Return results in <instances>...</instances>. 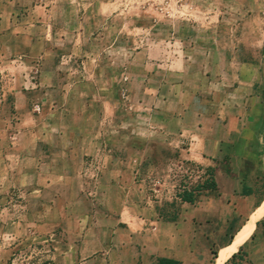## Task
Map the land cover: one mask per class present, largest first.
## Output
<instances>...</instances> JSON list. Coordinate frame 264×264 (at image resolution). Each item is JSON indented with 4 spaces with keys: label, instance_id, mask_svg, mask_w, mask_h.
<instances>
[{
    "label": "rangeland",
    "instance_id": "rangeland-1",
    "mask_svg": "<svg viewBox=\"0 0 264 264\" xmlns=\"http://www.w3.org/2000/svg\"><path fill=\"white\" fill-rule=\"evenodd\" d=\"M0 14L49 49L47 68L39 58L29 72L42 87L32 97L40 141L51 147L33 185L61 198L1 192L0 264H116L117 239H129L120 229L148 201L157 213L176 202L179 221L196 222L219 191L186 205L185 189L225 175L226 164L250 173L249 186L264 177V0H17ZM241 193L226 210L238 212L235 232L257 202ZM38 204L46 208L32 216ZM85 227L90 244L102 242L92 261L77 255ZM229 227L192 241L189 260L209 264ZM247 234L243 264H264L261 232Z\"/></svg>",
    "mask_w": 264,
    "mask_h": 264
},
{
    "label": "crops",
    "instance_id": "crops-1",
    "mask_svg": "<svg viewBox=\"0 0 264 264\" xmlns=\"http://www.w3.org/2000/svg\"><path fill=\"white\" fill-rule=\"evenodd\" d=\"M13 4H17V0H0V6H13ZM5 16L0 14V194L3 190L7 191L15 188L36 195L43 192L45 199L58 197V202H61V198L57 196L58 194L54 190L55 188L44 186L45 188L40 189L33 185V182H38L51 147L43 145L40 141L42 112H38L37 107L39 105L34 103L32 97L42 87H39V84L29 72L38 63L37 60L35 63V59L39 60V58L42 59L43 69L47 68L45 64L49 61V49L43 41L16 31V23L10 17ZM13 27L14 30H12ZM249 174L243 177L240 175L229 176L225 174V176L222 173L216 174L214 178L219 194L207 198L200 204L197 208L199 218L196 222L185 223L179 221L181 214L176 223L164 222L158 217V213L149 204V201L142 205L140 208H142L143 217L129 216L132 221H128L125 230L120 229L118 235L127 234L129 239L124 243L117 239L124 250L120 253L121 256L117 255L116 264H131V258L140 260L136 264H153L157 258H171L183 264H203L201 261L193 263L190 261L192 257L187 255L190 252L188 250L189 245L192 241L193 246L198 245L199 240L205 242L209 238L206 232L211 231L222 222L228 221L229 230L236 227L239 221L238 212H234L229 217L226 210H229L230 199L243 192L244 186L247 185L245 179ZM254 185L247 186L253 187ZM60 196H62L61 193ZM241 196L256 198L254 195L244 196L242 193ZM263 202L258 208L254 205V210L249 219L236 232L237 235L248 222L247 226L238 234L243 235L240 248L248 242L245 243L247 233L253 229L257 230V223L260 219L255 222L253 220L259 209L264 207ZM44 208H46L44 205L39 207L38 204L36 208L31 210L32 216H39ZM125 208L126 212L122 214L123 216L128 214L130 207L128 205ZM136 218L138 221H136ZM85 219L86 216H84ZM126 219L129 220L123 217L118 221L124 222ZM67 220H73L70 213ZM183 226L188 227L183 228ZM36 227H42L46 230L53 229V226L48 223H36ZM85 229V233L88 234L80 240L77 255L78 257L81 256L83 260L92 261L95 255L103 249L102 242L98 241L90 244L89 237L91 233L89 234V231H92V229L86 227ZM34 235L37 237V234ZM232 242L230 245L225 242L224 246H229L223 252H219V250L224 246L219 248L217 251L219 256L215 258L213 264H216V262L218 264L222 259L225 260L223 264H226L234 254L239 252L240 248L237 251L239 245L237 243L235 251L227 257L228 252L235 243L232 244ZM212 259L213 255L209 264H211Z\"/></svg>",
    "mask_w": 264,
    "mask_h": 264
},
{
    "label": "trees",
    "instance_id": "trees-1",
    "mask_svg": "<svg viewBox=\"0 0 264 264\" xmlns=\"http://www.w3.org/2000/svg\"><path fill=\"white\" fill-rule=\"evenodd\" d=\"M223 172L229 176H234L233 169L231 168V165L229 164H226V166H224ZM207 187H209V189H212L213 191L218 193V186H217V183L215 182V178H213L212 180H207L202 185L201 184L198 185L193 190L185 189L182 193L178 194L177 197L182 204L187 203V204L194 205L197 200V197L201 195L202 191L204 189H207ZM242 194L244 196H252V195L256 196L257 202L255 204V207L258 208L261 205V203L264 201V177L260 181H257L254 187H248L247 185L244 186ZM176 205H177L176 202H173V203L166 204L165 207L163 208H160V207L157 208L158 215L162 219V221L168 222V223H176L178 221L180 212H179V209H176ZM257 231H260L264 238V219L257 223L256 232ZM230 233L231 235L229 239L226 241L227 244H231V242L233 241L236 235L234 227L230 228ZM253 237H255V234L252 236V238ZM241 245H242V242L239 246ZM245 245L242 246L239 252L234 254L232 258L226 264H243V261L245 258V252H244ZM212 255H213V259L211 260V264H213L215 262L214 261L215 258H218L219 256L217 251H213ZM153 264H183V263L178 260L171 259V258H157Z\"/></svg>",
    "mask_w": 264,
    "mask_h": 264
},
{
    "label": "bare ground",
    "instance_id": "bare-ground-1",
    "mask_svg": "<svg viewBox=\"0 0 264 264\" xmlns=\"http://www.w3.org/2000/svg\"><path fill=\"white\" fill-rule=\"evenodd\" d=\"M264 205V204H263ZM262 205V206H263ZM262 208V207H261ZM260 208V209H261ZM259 209V210H260ZM259 218V214L258 215H256L255 217H254V220H257ZM238 241H239V237H237V239L235 240V243H234V245L232 246V248L230 249V251L228 252V256L227 257H229L230 255H232V253L235 251V249H236V246H237V243H238ZM225 262V260H221V262L219 263V264H223Z\"/></svg>",
    "mask_w": 264,
    "mask_h": 264
},
{
    "label": "water",
    "instance_id": "water-1",
    "mask_svg": "<svg viewBox=\"0 0 264 264\" xmlns=\"http://www.w3.org/2000/svg\"><path fill=\"white\" fill-rule=\"evenodd\" d=\"M263 203H264V202H263ZM247 223H248V222H247ZM247 223L245 224V226H247ZM245 226H244V227H245ZM244 227H243V228H244ZM243 228L239 231V233L243 230ZM239 233H238V234H239ZM238 234L235 236V238H234L232 244L235 242V239H236V237L238 236Z\"/></svg>",
    "mask_w": 264,
    "mask_h": 264
}]
</instances>
